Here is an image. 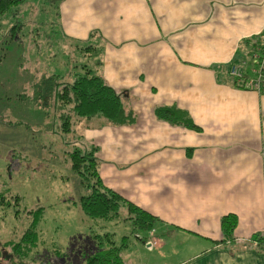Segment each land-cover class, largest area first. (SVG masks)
<instances>
[{
    "label": "crops",
    "instance_id": "crops-1",
    "mask_svg": "<svg viewBox=\"0 0 264 264\" xmlns=\"http://www.w3.org/2000/svg\"><path fill=\"white\" fill-rule=\"evenodd\" d=\"M56 14L71 42L99 34L97 72L134 115L74 122L103 185L157 217L127 238L123 263L264 264L253 241L264 232V82L243 89L227 73L242 63L255 76L243 41L264 33V0H58ZM158 105L197 128L158 119ZM228 213L231 239L219 226Z\"/></svg>",
    "mask_w": 264,
    "mask_h": 264
},
{
    "label": "rangeland",
    "instance_id": "rangeland-1",
    "mask_svg": "<svg viewBox=\"0 0 264 264\" xmlns=\"http://www.w3.org/2000/svg\"><path fill=\"white\" fill-rule=\"evenodd\" d=\"M57 2L24 0L0 19V194L19 197L16 204L9 199L10 210L42 207L39 216L20 212L17 219L11 214L3 219L12 242L29 229L14 250L21 264H83L93 249L92 234L111 232L115 244L121 236L133 237L122 220L123 207L115 219L82 214L76 200L83 190L65 155L70 145L64 143L79 134L78 126L62 133L53 107L35 99L49 76L60 74L53 81H67L74 64L92 60L61 35Z\"/></svg>",
    "mask_w": 264,
    "mask_h": 264
},
{
    "label": "trees",
    "instance_id": "trees-1",
    "mask_svg": "<svg viewBox=\"0 0 264 264\" xmlns=\"http://www.w3.org/2000/svg\"><path fill=\"white\" fill-rule=\"evenodd\" d=\"M23 1L0 0V19L12 6ZM72 42L74 47L79 49L78 53L83 52L82 55L92 59L91 62L74 64L67 81H53L60 79L62 77L60 74L49 76L40 87L42 89L35 94L36 102L40 101L45 107H53L56 117L60 120L58 130L64 134L73 132L72 124L82 118L99 117L111 125L131 124L134 120L133 113L125 107L119 94L115 93L97 72L102 49L99 34L96 31H91L85 40ZM243 44L247 56L250 57L255 53L258 57H264V33L244 40ZM2 58L3 54L0 53V62ZM18 98H24V96L19 95ZM153 112L160 120L181 124L189 129L197 128L187 115L172 107L158 105L154 107ZM16 124L19 123L9 122L10 126ZM64 143L70 145L69 150L65 151V155L83 190L76 200L82 214L90 218L115 219L118 216L119 208L123 207L125 215L122 220L129 224L133 237L142 240L137 233L151 230L157 217L135 206L103 185L98 175L99 161L95 145L83 141L79 134L75 135L73 140ZM9 199H12L16 204L19 197L0 194V264H21L14 250L24 242V239H27L29 229H25L19 237H16V242H12L9 235L12 233L11 229L4 224L3 219L10 214L17 219L20 212L24 217H29L31 214L32 217L39 216L42 207H36L34 210L15 208L10 210ZM236 222V216L231 213L220 217L219 226L224 238H232ZM91 237L93 249L84 256L83 264H124L121 251L126 246L127 236H121L118 244H115L114 235L111 232L92 234ZM253 238L254 243L264 252V235L257 233Z\"/></svg>",
    "mask_w": 264,
    "mask_h": 264
},
{
    "label": "built area",
    "instance_id": "built-area-1",
    "mask_svg": "<svg viewBox=\"0 0 264 264\" xmlns=\"http://www.w3.org/2000/svg\"><path fill=\"white\" fill-rule=\"evenodd\" d=\"M250 59L255 62V67L253 69V78H244L242 63H231L227 70L228 75L233 80L236 87L250 90H258L261 83L264 82V57H258L257 54L253 53L250 55ZM147 248L153 245V241L148 239L144 242Z\"/></svg>",
    "mask_w": 264,
    "mask_h": 264
}]
</instances>
